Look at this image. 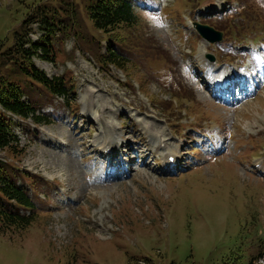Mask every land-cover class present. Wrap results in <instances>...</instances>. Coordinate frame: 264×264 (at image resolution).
Listing matches in <instances>:
<instances>
[{
    "label": "rangeland",
    "instance_id": "rangeland-1",
    "mask_svg": "<svg viewBox=\"0 0 264 264\" xmlns=\"http://www.w3.org/2000/svg\"><path fill=\"white\" fill-rule=\"evenodd\" d=\"M58 1L0 0V51L35 5ZM74 1L79 31L56 38V62H34L68 81L76 100L27 82L25 98L53 120H14L23 152L0 150L26 171L19 183L34 190L39 209L28 228L0 234V264H222L234 249L250 264L264 250V48L228 41L245 6L264 18V0H134L139 24L113 36L93 28L88 1ZM194 21L226 38L208 42ZM108 38L132 61L126 69L106 63ZM209 69L242 82L215 92ZM198 118L200 132L185 127ZM119 135L141 157L153 153L147 167L132 150H119L118 166L101 157L105 140ZM160 139L183 153L174 172L162 171Z\"/></svg>",
    "mask_w": 264,
    "mask_h": 264
},
{
    "label": "trees",
    "instance_id": "trees-1",
    "mask_svg": "<svg viewBox=\"0 0 264 264\" xmlns=\"http://www.w3.org/2000/svg\"><path fill=\"white\" fill-rule=\"evenodd\" d=\"M87 1L86 12L91 25L105 36H113L115 30L116 35L124 27L131 28L139 24L140 15L134 0ZM243 15L244 24L231 26V38L246 40L247 37L259 35L264 38V18L258 10L245 6ZM81 23V13L74 0L35 5L15 32L14 43L0 51V150L18 154L24 149L8 112L23 119H31L37 125L52 122L48 114L38 111L35 102L24 98L27 82L45 88L53 96L63 97L67 103L75 101L74 88L68 81L62 76L47 75L35 64L34 58L37 56L55 61L56 38L60 34L64 36L78 32ZM31 31H40L41 35L34 40L30 37ZM106 41V63L126 69L132 61L119 52L114 44L115 39L108 38ZM168 60L172 61L169 57ZM19 173L24 176L26 171H19L10 163L0 162V234L21 232L39 216L38 197L25 181L19 183ZM241 258L239 250L234 249L224 257L222 264H241Z\"/></svg>",
    "mask_w": 264,
    "mask_h": 264
},
{
    "label": "bare ground",
    "instance_id": "bare-ground-1",
    "mask_svg": "<svg viewBox=\"0 0 264 264\" xmlns=\"http://www.w3.org/2000/svg\"><path fill=\"white\" fill-rule=\"evenodd\" d=\"M208 71L211 72V74L213 75V77H211V82H212V84H216L217 85L216 89H215L216 91L219 90L220 87H222V85H225L226 83H229V82H233L234 78H232V75H233V77H236L233 73L228 72L226 75H224L223 77H221V79L218 80L217 79L218 76H216V75L214 76L213 71L211 69H209ZM123 136L119 135L115 139H111L110 137L108 139H106L104 144H103V146L100 149L101 157H105V156L108 157L109 156L110 157L109 161H112V162L115 161L117 164H119L120 163V161H119V157H120L119 150H126V149L127 150H132L134 152L133 153L134 154L133 157H134L135 161H139L142 158V162L143 163H141L142 164L141 166L147 167L148 166L149 157L152 156L153 153L152 152L149 153V156L147 155L144 158L141 157L142 155H139L140 153L138 152V148L135 149L133 145L126 144L127 142H124ZM127 145H129V146H127ZM162 145L165 146L166 145V141L162 140V139L157 140L155 146H157L158 148H161L164 151H166V152L162 153V160H161L162 163H163L162 171L167 170L168 172H170V170L173 169V167H171V165H174L175 163H177V161L180 159V156L183 153L180 152V148L179 147L176 148L177 150L174 148V150L171 152L168 149L166 150L165 147L162 148L161 147ZM180 147H181V145H180ZM177 152H180L181 155H179ZM170 156L174 157V161L172 163L169 161ZM96 179H97V177L94 178L95 181H96Z\"/></svg>",
    "mask_w": 264,
    "mask_h": 264
},
{
    "label": "water",
    "instance_id": "water-1",
    "mask_svg": "<svg viewBox=\"0 0 264 264\" xmlns=\"http://www.w3.org/2000/svg\"><path fill=\"white\" fill-rule=\"evenodd\" d=\"M199 32L209 41H219L222 39V32L215 30L213 27L197 23Z\"/></svg>",
    "mask_w": 264,
    "mask_h": 264
}]
</instances>
